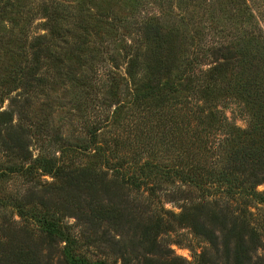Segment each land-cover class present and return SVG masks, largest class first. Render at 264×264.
<instances>
[{
  "label": "rangeland",
  "instance_id": "rangeland-1",
  "mask_svg": "<svg viewBox=\"0 0 264 264\" xmlns=\"http://www.w3.org/2000/svg\"><path fill=\"white\" fill-rule=\"evenodd\" d=\"M56 5L61 9L60 29L50 33L48 20ZM148 23L156 31L147 32ZM46 41L49 49L38 51L36 44ZM219 46L224 52L232 51L230 63L219 71L218 80H211L212 52ZM243 76L264 80V0H0V111L13 110L11 125L27 131L31 157H51L57 135L70 145L86 148L67 158L102 167L109 174L120 169L129 179L136 178L140 186L129 184L130 196L147 197L153 208L160 199L165 208L178 212L181 197L196 199L201 193L174 177L165 181L161 175L165 166L179 168L177 156L181 149L188 151L178 142L191 140L186 135L189 128L176 125L186 121L183 115H192L196 103L212 109L203 137L215 142L211 157L203 151L195 155L206 160L200 162L204 170L200 168L198 174L204 179L202 171L210 170L207 165L215 162L219 168L226 160L224 133L230 129L222 114L245 126L240 117L243 102L237 103L230 93ZM13 100L18 104L25 100L19 113ZM8 125H0V173L20 163L5 150L7 141H12L2 129ZM91 130L93 139L88 135ZM145 163L152 165L141 167ZM42 179L53 180L48 175ZM21 180L15 172H3L0 195L6 198L19 189L23 193ZM256 189L264 190V183ZM117 192L101 191L96 197L103 204L106 199L116 203ZM91 193L81 188L51 199L68 213L86 206L81 197ZM66 197L75 205L67 204ZM252 210L255 222L264 227V205ZM12 217L19 219L12 210L0 209V264H21L9 255L20 240L37 252L40 264H64L58 247L49 248L36 235L28 238L8 229ZM65 220L75 222L73 216ZM113 229L129 255L136 254V261L140 260L145 251L140 246L134 250L138 238L134 222L128 218ZM167 239L173 255L185 264H194L208 246L188 228L171 232ZM97 251L87 252L102 257Z\"/></svg>",
  "mask_w": 264,
  "mask_h": 264
},
{
  "label": "trees",
  "instance_id": "trees-1",
  "mask_svg": "<svg viewBox=\"0 0 264 264\" xmlns=\"http://www.w3.org/2000/svg\"><path fill=\"white\" fill-rule=\"evenodd\" d=\"M59 8L58 5L54 6L49 16L50 33H57L60 29L59 18L62 17L58 15L61 12ZM151 29L156 31V26L148 23L147 32ZM44 37L45 35H39L37 38ZM36 45L38 51L50 47L47 41ZM222 50L224 49L219 46L212 52L215 62L211 66V80H218L219 71L230 63L228 59L232 51L228 48L225 52ZM240 61L241 67H244L243 57H240ZM31 71H27L25 76L29 78ZM109 72L114 77L111 71L105 75ZM101 75L99 73L96 77ZM162 87L166 88L164 85ZM230 93L237 103L243 102V105L240 103L243 109L240 117L245 126L239 127L235 117L222 114L230 129L224 133V140L228 142L227 157L219 168H216L215 162L207 165L210 170L202 171L204 179L197 170L203 168L200 167V162L206 160L196 158L195 155L200 151L207 152L205 156L208 157L213 155L211 149L215 142L204 139L208 127L204 122L212 114V109L207 110L196 103L192 115H183L187 118L186 121L176 125V128H189L186 135L191 140L180 139L178 142L180 147H188V151L181 149L177 156L181 161L179 168L165 166L161 175L165 181L174 177L181 185L201 191L196 199L185 195L181 197L182 204L178 212L165 208L164 201L160 199L158 207L153 208V201L147 197H143L144 200L141 197H131L129 184L137 189L140 185L136 178L129 179V174L120 169L109 174L102 167H92L67 158L69 155H80L86 148L70 145L57 135L52 141L55 152L51 157L38 155L32 158L27 150V131L11 125L13 110L0 111V125L9 124L2 129L5 136L9 135L12 139L7 141L5 150L20 160L14 167H6L0 176L6 171L15 172L22 178L20 185L24 186L23 193L19 189L15 195H8L6 198L0 195V209H10L19 218L14 220L12 217L6 224L7 228L28 238L36 235L49 248L58 247L64 264H185L183 258L173 255L169 247L171 241L167 239L168 234L179 228H188L193 236L208 244L198 253L194 264H264V227L255 222L252 210L258 208V205H264V190L256 189L258 184L264 183V80L259 82L240 77ZM13 101L19 113L25 100L19 104ZM190 127L192 131H189ZM94 134L93 130L88 133L92 139ZM56 152L58 156L55 155ZM149 165L152 163L142 164L141 167ZM43 175H48L53 180H41ZM81 188L92 192L88 197H81L86 204L82 208L76 206L64 213L51 199L58 198L57 195L62 192H80ZM111 190L120 192H117L119 199L116 203L106 199V204H103L96 197L97 192ZM64 200L70 206L75 205V201L68 197ZM84 208L86 209L83 210ZM71 216L75 218L74 223L65 220ZM128 218L134 222V228L138 232L134 250L140 246L145 251L137 261L136 252L133 250L134 257L129 255L126 243L122 238L116 237L113 229L114 225H120L128 221ZM18 242L14 246L15 251H11L9 255H14V259L21 264H40L37 252L21 240ZM90 249L92 252L99 250L104 257H91L87 252ZM258 250L263 254H259Z\"/></svg>",
  "mask_w": 264,
  "mask_h": 264
}]
</instances>
